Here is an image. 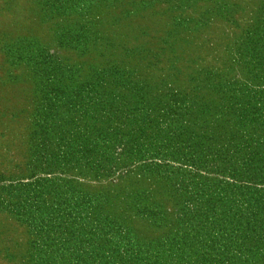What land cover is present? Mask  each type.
<instances>
[{
    "label": "rangeland",
    "instance_id": "374dc122",
    "mask_svg": "<svg viewBox=\"0 0 264 264\" xmlns=\"http://www.w3.org/2000/svg\"><path fill=\"white\" fill-rule=\"evenodd\" d=\"M0 264H264V0H0Z\"/></svg>",
    "mask_w": 264,
    "mask_h": 264
}]
</instances>
